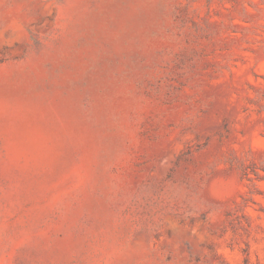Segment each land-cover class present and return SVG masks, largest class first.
<instances>
[{
	"label": "rangeland",
	"instance_id": "obj_1",
	"mask_svg": "<svg viewBox=\"0 0 264 264\" xmlns=\"http://www.w3.org/2000/svg\"><path fill=\"white\" fill-rule=\"evenodd\" d=\"M0 264H264V0H0Z\"/></svg>",
	"mask_w": 264,
	"mask_h": 264
}]
</instances>
